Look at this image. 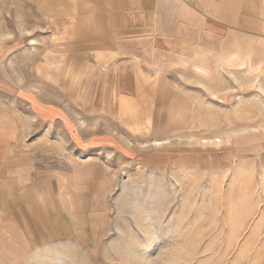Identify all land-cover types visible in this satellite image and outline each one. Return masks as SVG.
Instances as JSON below:
<instances>
[{
    "label": "rangeland",
    "instance_id": "1",
    "mask_svg": "<svg viewBox=\"0 0 264 264\" xmlns=\"http://www.w3.org/2000/svg\"><path fill=\"white\" fill-rule=\"evenodd\" d=\"M115 1L0 0V264H264V6Z\"/></svg>",
    "mask_w": 264,
    "mask_h": 264
},
{
    "label": "crops",
    "instance_id": "2",
    "mask_svg": "<svg viewBox=\"0 0 264 264\" xmlns=\"http://www.w3.org/2000/svg\"><path fill=\"white\" fill-rule=\"evenodd\" d=\"M165 1L169 3L167 7L169 14L171 13V5H175L176 8H178V10L174 12L177 16H167V20H171L172 18L176 20H201L203 13H209V11L213 10V12L217 14L218 5H232L233 3L232 0H116L115 3L121 4V6H126L124 10H129V13L144 12L149 13V15L152 14L151 19L156 20L158 6L164 4ZM251 2L264 6V0H251ZM129 6H134V9L132 10ZM207 18L213 20L233 19L227 16H212L211 18ZM259 19L264 20V12L260 14Z\"/></svg>",
    "mask_w": 264,
    "mask_h": 264
}]
</instances>
